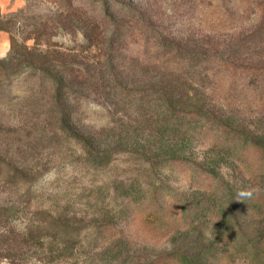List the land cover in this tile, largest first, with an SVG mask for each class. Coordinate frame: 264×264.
I'll use <instances>...</instances> for the list:
<instances>
[{"label":"rangeland","instance_id":"obj_1","mask_svg":"<svg viewBox=\"0 0 264 264\" xmlns=\"http://www.w3.org/2000/svg\"><path fill=\"white\" fill-rule=\"evenodd\" d=\"M98 1L0 0V28L7 23L10 26L9 32L0 31V158L26 163L39 172V190L28 208L29 215L40 207L59 211L63 221L125 229L129 224L126 216L129 209L133 205L142 209L149 201L148 194L155 183L151 172L145 170V157L160 146L156 144L155 147V139L141 131L146 124H131V121L149 112L156 113L164 121L161 111L165 110L171 117V109L163 106L160 110L156 106L162 100L161 95L168 92L169 86L162 80L165 71L178 69L182 73L190 72V75L196 72L200 78L201 75L211 76L223 71L220 65L227 61L263 68L264 46H261L259 36L253 34L254 26L225 35H205L200 26L205 0ZM106 5L112 7V18L104 23L105 27L103 24L98 29L99 33H104L91 50L84 52L79 48L84 41L73 34V25H65L62 30L57 26L59 17H70L76 9L86 15V19H97ZM6 20L12 21L13 26ZM114 32L126 36L119 52L128 58L143 54L147 49L153 48L155 52L147 51L140 64L128 60L112 64L108 62L110 39L107 35ZM30 35L32 39L27 40ZM13 39L20 44L25 42L30 48L36 47V57L41 56L36 67H41L40 62L52 63L54 67L50 72L56 77H68L74 71L77 75L76 66L87 70L90 98L82 106L78 120L83 132L94 135L104 126H109V130L121 123L131 124L125 127L129 128L126 142L113 139L108 132L94 144L95 149L97 144H107L114 150L108 166H101L107 162L95 166L88 158L78 160L79 148L57 134L55 125L49 122L51 118L45 115L49 108L48 96L43 97L34 90L42 73L34 69L24 70L20 77L14 70ZM48 50L50 55L45 54ZM55 50L61 55H52ZM198 60L203 64L195 68ZM188 65L195 69H188ZM241 79L252 84L263 81L247 74ZM193 95L199 98L191 101V106L186 105V99L179 105H172L177 108L173 113L175 110L184 113L200 111L205 116L198 124L189 126L191 118L182 124L184 130H192V133L186 130V139L190 141L185 147L193 156L179 154L180 158H189V161L182 158L189 163L165 167L160 179L165 190L179 194L187 217L195 224L153 242L145 239L147 234L143 224L132 229L128 225L132 233L138 234L124 240H109L113 232L108 233L105 226L92 228L86 234L80 233L81 241L73 252L59 254L53 264H166L158 262L182 253L192 264H224L219 255H233V250L223 247L222 239H229L235 227L229 218L233 214L232 205L241 203V198L248 203V200L260 196L261 188L252 185L250 173L243 167L242 153L252 144L264 147V116L254 111L244 112L241 108L217 105L198 93ZM183 102L184 106H181ZM132 105L133 112L129 115L126 111ZM178 121L180 119L173 116L171 123ZM220 124L226 129H221ZM124 152L127 154H122ZM165 155L166 152L160 157L166 159ZM194 164L209 168L215 182L199 179ZM198 187L204 190L199 191ZM245 207L242 213L246 218L242 220L243 236L238 239L243 243L249 242L253 231L251 215ZM20 220L19 228L22 229L28 216ZM30 255V262L35 264H40L37 259L43 263L50 260L47 251L31 252ZM236 263L250 264L241 258Z\"/></svg>","mask_w":264,"mask_h":264},{"label":"trees","instance_id":"obj_2","mask_svg":"<svg viewBox=\"0 0 264 264\" xmlns=\"http://www.w3.org/2000/svg\"><path fill=\"white\" fill-rule=\"evenodd\" d=\"M95 2L100 1L95 0ZM111 12L112 7L106 5L102 10V15L97 19L94 17H87L86 19V15L81 14L76 9V12H72L70 17H59L57 26L62 30L65 25H73V34L80 36L84 41V45L79 48L86 52L94 48L99 42L98 40L104 31L99 33L98 29L112 18ZM6 21L13 26L12 21ZM200 26L205 35H225L254 26L255 32L253 34L259 36L261 46H264V0H205L202 6ZM9 28V23H7L5 27L0 28V31L9 32ZM119 34L114 32L107 35L110 39L108 62L115 64L116 61L128 60L131 63L140 64L142 58L150 49L144 50L143 54L140 53V55L128 58L119 52L123 48L120 45L121 41L126 38L125 35ZM31 39L32 35L27 40ZM116 45H118L117 48ZM49 51H46L45 54L50 55ZM150 51L155 52L153 48ZM11 52L14 55V62H16L13 65L14 70L19 73L20 77L24 74V70L34 69L35 72L42 73V77L34 90L43 97L48 96L49 108L45 115H49V118H51L49 122H53L61 139L75 144L79 148V152L77 151L79 153L78 160L82 161L88 158L89 162L95 166H100L103 162L107 163L101 166H108L111 163L112 156H114V150L109 149L107 144H97L95 149L94 144L104 137L103 134L108 132H110L113 139L117 138L121 142H126L129 136V128L125 127L131 126L133 122L146 124L141 131L155 139V147L156 144L160 146L152 149L149 155L145 157V170L151 172V179L155 183L152 191L148 194L147 201H149L147 204H143L142 209L135 205L129 209L126 214L129 224L125 229L121 226L117 228L106 224L99 226L85 225L82 221H63L59 211L40 207L34 209L32 215H29L28 208L31 206L33 199L37 197L39 190L38 184L41 181L39 172L32 167H28L26 163L8 162L4 157L0 158V264H35L36 262H30V254L31 252L40 253V251L42 253L47 251L50 260L48 263H43L40 259L36 261L40 264H53L59 254L73 252L81 241L80 237L82 235L80 233L86 234L92 228H104L103 226H105L108 233L113 232V234L110 233L109 240L116 238L124 240L127 236L138 234L137 232L132 233L131 229L143 224L147 234L145 239L149 242L168 238L171 234L189 229L195 223L189 216L187 217L185 207H183L184 204L179 199V194L173 190H165L160 177L164 173L165 167L189 163V158L183 156L182 158L188 160L186 161L179 157V154L193 156V154L187 153L185 147V144H189L190 141L186 139V130L191 133L192 130L190 128L191 131L189 129L184 130L182 124L189 118H191L188 120L189 126L198 124L203 121L205 116L199 113L200 111L184 113L175 110V113H173L174 109L177 108H172V105L174 103L179 105L183 99H186V105L191 106V101L199 98L193 94L198 93L202 97H206V100L216 102L217 105L223 104L227 107L241 108L244 112L254 111L255 114L264 116V67H245L227 61L220 65L223 71L212 73L211 76L210 74L201 75L200 78L196 75V72L190 75V72L182 73L178 69L172 72L170 69L165 71L162 80L169 86L167 88L168 92L161 95L162 100L156 103L157 108L160 110L164 108L163 106L172 110L169 111L172 114L171 117L168 116V111H161L165 118L164 121L160 120L156 113L149 112L145 116L135 117L130 125L121 123L109 130V126H104L100 133L88 135L78 125L79 115L82 114V106L90 98V95L87 94L91 88L90 76L87 74V70L76 66V68H73L77 70V75L74 71L68 77L60 76V78L50 72L54 67L52 63L44 64L40 62L39 66L41 67H36L38 66L37 60L41 57H36V54H38L36 47L30 48L25 42L20 44L13 39ZM54 54L60 53L55 50L52 55ZM198 61L199 63L194 66L195 68L203 64L200 60ZM194 67L188 65L187 68L193 69ZM155 68L157 69V67ZM70 72H73V70H70ZM244 74L249 75L251 78H262L263 81L254 84L248 83L247 79L244 81L241 79ZM133 95L137 96L138 93L133 92ZM181 106H184V102ZM133 108L134 105L128 106L126 113L132 115ZM1 114L3 115V113ZM129 115L126 116L129 117ZM173 116L175 119H180V121L171 123ZM168 118L171 119L168 120ZM220 126L221 129H226L221 124ZM163 138L168 139L162 140ZM215 146L214 144L213 147ZM132 150L135 149L132 148ZM165 152L166 159L160 157ZM242 156L245 161L243 167L250 173L252 185L261 188L259 191L260 196L248 200V203L243 198H241V203L235 205L233 202V214L229 218L233 220L235 227L232 228V232L230 231V238L225 237L222 240L223 247L233 250L234 253L233 255L222 253L219 255V259L224 260V264H237L238 258L250 264H264V147L259 144H252L243 151ZM194 166L197 170L195 174L199 176V179L208 183L215 182L214 175L209 168L206 169L197 164H194ZM179 168L183 167L179 166ZM159 183L161 185H158ZM196 189L199 191L204 190L201 187ZM252 196L254 197V195ZM243 207L249 209L248 214L251 215L250 220L253 222V231L249 235V242L247 243H243L241 239L238 240L239 236H243L242 220L246 219L242 214ZM24 216H28V222L20 229L22 222L20 219ZM17 220L20 221L17 222ZM128 225L131 229H128ZM163 262L168 264H192L184 253L165 257L158 263Z\"/></svg>","mask_w":264,"mask_h":264}]
</instances>
